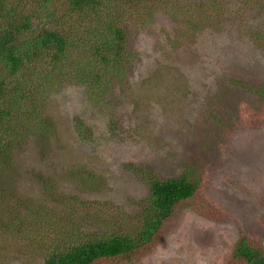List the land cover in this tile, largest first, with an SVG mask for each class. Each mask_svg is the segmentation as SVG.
<instances>
[{"label":"rangeland","instance_id":"obj_1","mask_svg":"<svg viewBox=\"0 0 264 264\" xmlns=\"http://www.w3.org/2000/svg\"><path fill=\"white\" fill-rule=\"evenodd\" d=\"M252 2L231 0L232 13L187 35L176 17L154 14L132 32L136 66L123 88L114 81L89 100L76 81L54 88L40 111L48 139L23 138L0 171V216L19 224L0 264H42L54 227L84 238L117 230L115 216L147 196L132 167L171 178L194 164L197 197L214 209L185 207L148 253L99 264H235L239 231L264 250V104L249 91L264 86V8ZM81 203L95 211L80 215Z\"/></svg>","mask_w":264,"mask_h":264},{"label":"trees","instance_id":"obj_2","mask_svg":"<svg viewBox=\"0 0 264 264\" xmlns=\"http://www.w3.org/2000/svg\"><path fill=\"white\" fill-rule=\"evenodd\" d=\"M109 1L0 0V171L11 168L10 155L23 138L48 139L51 131L40 111L55 87L61 89L66 81H76L88 100L114 81L124 87L136 66L129 46L132 32L154 14H168L172 20L176 17L177 26H184L187 35L196 28L197 20L219 22L222 14L232 13L231 0H113L106 9ZM237 1L240 8L248 3ZM252 5L264 8V0H254ZM259 33L249 34L263 39ZM87 49L89 56L84 57ZM249 91L264 104V86ZM75 126L81 130V124ZM132 171L147 188L138 211L116 215L121 224L117 230L102 235L96 232L89 238L61 233L54 227L44 241L42 264H99L134 253L146 254L162 228L183 208L202 216L212 214L214 208L207 205L208 200L197 197L202 194L204 180L194 164L171 178L143 167H132ZM81 204L79 210L84 209L80 215L95 211ZM4 218L0 216V244L13 238L19 227L17 221ZM231 260L235 264H264V250L239 231Z\"/></svg>","mask_w":264,"mask_h":264}]
</instances>
